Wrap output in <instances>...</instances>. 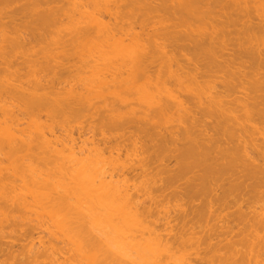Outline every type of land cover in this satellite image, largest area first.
<instances>
[{
	"label": "bare ground",
	"instance_id": "1",
	"mask_svg": "<svg viewBox=\"0 0 264 264\" xmlns=\"http://www.w3.org/2000/svg\"><path fill=\"white\" fill-rule=\"evenodd\" d=\"M0 264H264V0H0Z\"/></svg>",
	"mask_w": 264,
	"mask_h": 264
},
{
	"label": "rangeland",
	"instance_id": "2",
	"mask_svg": "<svg viewBox=\"0 0 264 264\" xmlns=\"http://www.w3.org/2000/svg\"><path fill=\"white\" fill-rule=\"evenodd\" d=\"M20 6H19V4H17V5H15V7L13 8V11L14 10H16V9H18ZM19 19V18H18ZM27 20V19H26ZM25 21V18H23L22 19V21L20 20V21H17L16 23H18V24H21V22L23 23ZM233 51H234V49H233ZM231 52V53H230ZM229 52V54H233L232 53V51H230ZM19 58H21V57H19ZM21 62H22V60L21 59H19ZM45 116V115H44ZM85 132H87V131H85ZM75 138H76V143L78 142V144H80V145H82V143L81 142H86L87 143V145H89V146H93V145H97V144H99V142H102V138L100 137V136H93V134H91V133H89V132H87L85 135H80L79 134V132H75ZM79 146V145H78ZM124 152L125 151H123V154H124ZM124 158V157H123ZM135 161H136V159H135ZM173 164H175L174 162H173ZM171 165V167L173 166V168L175 167L174 165ZM176 169V168H175ZM141 176H142V172H141V170L140 169H138L137 167H135L134 168V170L133 169H130V170H128L126 173H125V178L126 179H128L130 182H131V184H134L135 182H138L139 181V179L141 178ZM141 200V202L143 201V202H145L146 204H148L150 201L148 200V199H144V198H142V199H140ZM176 217V213H172L171 214V218H175ZM175 225H176V223H172V226L173 227H175ZM163 230H166V229H163ZM42 237V234H38V233H36V235H35V237H34V239H35V242L37 243L38 241H39V239ZM242 238H244L243 237V235L242 234H240V232H239V230L236 228V229H234V231H233V233H231L229 236H228V240H232L233 242H239ZM24 240H25V238H24ZM4 243H6L7 245L9 244V246H11L12 248V250H10V252H12V251H16V252H18V251H20L21 250V246H23V243H24V241H22L21 240V238H12V239H6L5 241H3ZM3 243V244H4ZM22 244V245H21ZM26 243H24V245H25ZM5 246V245H4ZM7 247L8 246H6L5 248L2 246L1 248H2V250H3V248H4V250L5 249H7ZM10 249V248H9ZM8 249V250H9ZM7 251V250H6ZM8 252V251H7ZM15 252V253H16ZM19 253V252H18Z\"/></svg>",
	"mask_w": 264,
	"mask_h": 264
}]
</instances>
